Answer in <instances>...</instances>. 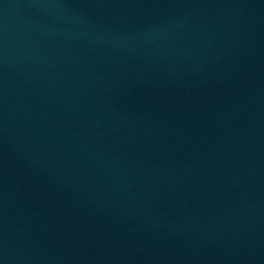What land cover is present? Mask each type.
I'll use <instances>...</instances> for the list:
<instances>
[{"label":"water","instance_id":"1","mask_svg":"<svg viewBox=\"0 0 264 264\" xmlns=\"http://www.w3.org/2000/svg\"><path fill=\"white\" fill-rule=\"evenodd\" d=\"M0 264H264V0H0Z\"/></svg>","mask_w":264,"mask_h":264}]
</instances>
